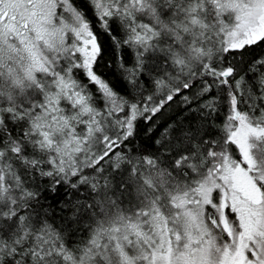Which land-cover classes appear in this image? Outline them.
Listing matches in <instances>:
<instances>
[{
    "label": "trees",
    "instance_id": "obj_1",
    "mask_svg": "<svg viewBox=\"0 0 264 264\" xmlns=\"http://www.w3.org/2000/svg\"><path fill=\"white\" fill-rule=\"evenodd\" d=\"M64 4L93 36L92 71L112 100L69 54L50 68L59 80L26 84L15 68L18 91L0 71V264H151L167 244L176 264L198 254L214 264L237 221L227 212L225 229L217 191L203 190L225 160L240 161L233 107L264 126V33L226 47L234 16L218 0ZM79 136L84 154L63 156Z\"/></svg>",
    "mask_w": 264,
    "mask_h": 264
},
{
    "label": "rangeland",
    "instance_id": "obj_2",
    "mask_svg": "<svg viewBox=\"0 0 264 264\" xmlns=\"http://www.w3.org/2000/svg\"><path fill=\"white\" fill-rule=\"evenodd\" d=\"M218 3L220 11H228L234 16L226 33V47H241L264 33V0H218ZM0 43L3 46L0 50H13L12 55L10 51L6 52L12 56L11 61L0 66V71L1 75L6 74L12 80L11 84L17 91L20 86L14 81L15 68L22 70L20 78L27 76L29 83L26 84L35 83L39 75L59 80L50 68L54 69V59L59 55L69 54L79 58L84 75L95 84L103 98L111 102V93L92 71L98 52L96 42L88 27L68 12L64 0H0ZM67 82L63 83L67 87L65 91L72 92L74 85ZM5 95L9 98L8 94ZM65 96L69 104L74 101L86 113L90 111L77 94H74L73 101L71 93ZM51 104L55 108L54 103ZM228 137L237 147L240 161L229 164L225 160L221 173L214 172L216 176L203 194L208 200L212 192L217 191L222 225L228 228L227 212H230L237 221L238 231L234 236L236 229L231 227V243L214 264H264V167L258 171L255 161L264 160V126L251 125L233 107ZM84 140V136L74 137L70 146L60 145L61 154L65 157L71 152L84 154ZM171 253L167 244L163 253L154 256L151 264H176ZM198 255V260L187 255L182 263L210 264L208 260L204 261V255Z\"/></svg>",
    "mask_w": 264,
    "mask_h": 264
},
{
    "label": "water",
    "instance_id": "obj_3",
    "mask_svg": "<svg viewBox=\"0 0 264 264\" xmlns=\"http://www.w3.org/2000/svg\"><path fill=\"white\" fill-rule=\"evenodd\" d=\"M223 76H224V77L228 76V72L224 73Z\"/></svg>",
    "mask_w": 264,
    "mask_h": 264
}]
</instances>
